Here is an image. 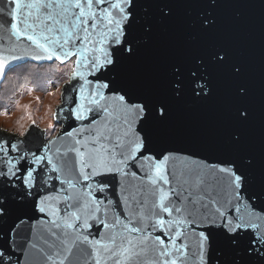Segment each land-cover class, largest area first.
Here are the masks:
<instances>
[{
  "label": "snow or ice",
  "instance_id": "snow-or-ice-1",
  "mask_svg": "<svg viewBox=\"0 0 264 264\" xmlns=\"http://www.w3.org/2000/svg\"><path fill=\"white\" fill-rule=\"evenodd\" d=\"M256 6L264 32V0H0V82H64L35 140L0 131V264H264V54L257 105L233 40ZM185 106L213 113L195 135Z\"/></svg>",
  "mask_w": 264,
  "mask_h": 264
},
{
  "label": "rangeland",
  "instance_id": "rangeland-1",
  "mask_svg": "<svg viewBox=\"0 0 264 264\" xmlns=\"http://www.w3.org/2000/svg\"><path fill=\"white\" fill-rule=\"evenodd\" d=\"M40 66L41 69L38 66L24 65L10 72L4 79L1 89L3 102L0 104V127L20 133L32 121L45 129L49 124L55 123L52 114L59 102L63 80L60 79L61 73L56 71V64ZM37 76L41 77L39 82L36 80ZM58 80L59 83H56ZM50 82H55L56 87L51 89ZM29 88L32 89L31 92L28 91Z\"/></svg>",
  "mask_w": 264,
  "mask_h": 264
},
{
  "label": "water",
  "instance_id": "water-1",
  "mask_svg": "<svg viewBox=\"0 0 264 264\" xmlns=\"http://www.w3.org/2000/svg\"><path fill=\"white\" fill-rule=\"evenodd\" d=\"M242 14L241 26L234 30V53L238 56H244L247 58L250 68V78L253 84L254 99L257 105L259 104L260 97V71H261V59L264 54V32H262V10L259 6L256 7H243L240 9ZM35 63V62H33ZM51 63V62H48ZM4 80V79H3ZM3 82V81H2ZM0 82V87L1 83ZM64 87V82L61 84L59 102L55 105L53 113L56 111L57 105L61 102V89ZM213 115L211 112L198 110L195 108L183 107L181 109V118H187L190 122V127L187 129L189 135H195L199 128L198 122L201 120L210 118ZM53 117V114H52ZM53 121L55 122L54 118ZM29 130L33 133L29 136V140H35L36 134L42 130H46L44 127L39 126L36 123L30 122L23 130ZM0 131L8 135H16L19 133L0 127ZM179 146H185L189 148H195V145L191 143L182 144Z\"/></svg>",
  "mask_w": 264,
  "mask_h": 264
},
{
  "label": "trees",
  "instance_id": "trees-1",
  "mask_svg": "<svg viewBox=\"0 0 264 264\" xmlns=\"http://www.w3.org/2000/svg\"><path fill=\"white\" fill-rule=\"evenodd\" d=\"M51 63H52V62H51ZM51 63H48V62H47V63H44L43 65H49V64H51ZM25 66H38V69H41V67H42V66H40V65H35V63H32L31 65H30V64H27V65H25ZM9 73H10V72H9ZM9 73H8V74H9ZM8 74H7V75H8ZM36 80L39 82V81L41 80V77H40V76H37V77H36ZM3 81H4V80H3ZM2 84H3V82L1 83V87H0V104H2V102H3V101L1 100V99L3 98L2 95H1ZM37 84H39V83H37ZM39 85H41V84H39Z\"/></svg>",
  "mask_w": 264,
  "mask_h": 264
},
{
  "label": "built area",
  "instance_id": "built-area-1",
  "mask_svg": "<svg viewBox=\"0 0 264 264\" xmlns=\"http://www.w3.org/2000/svg\"><path fill=\"white\" fill-rule=\"evenodd\" d=\"M51 84H52L51 89H53L54 87H56V83L55 82H52Z\"/></svg>",
  "mask_w": 264,
  "mask_h": 264
}]
</instances>
